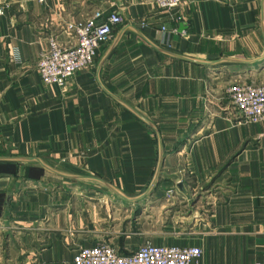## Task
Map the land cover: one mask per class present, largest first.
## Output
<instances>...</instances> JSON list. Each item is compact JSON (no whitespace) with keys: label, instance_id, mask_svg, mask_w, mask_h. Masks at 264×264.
I'll return each mask as SVG.
<instances>
[{"label":"crops","instance_id":"0c3cea01","mask_svg":"<svg viewBox=\"0 0 264 264\" xmlns=\"http://www.w3.org/2000/svg\"><path fill=\"white\" fill-rule=\"evenodd\" d=\"M5 5L0 264H74L80 247L108 242L129 254L147 241L201 247L200 264H264V123L234 116L228 93L264 84V0H187L176 18L154 0ZM97 9L123 22L94 65L66 89L45 85L48 37L71 45L64 22ZM154 206L180 215L157 235L141 228Z\"/></svg>","mask_w":264,"mask_h":264},{"label":"built area","instance_id":"2783aa9c","mask_svg":"<svg viewBox=\"0 0 264 264\" xmlns=\"http://www.w3.org/2000/svg\"><path fill=\"white\" fill-rule=\"evenodd\" d=\"M44 3L45 0H37ZM187 0H154L171 17ZM8 5L0 7L4 14ZM123 22L121 15L95 10L89 17L78 21H65L64 27L73 36L71 45L60 43L54 35L48 37V47L41 53L38 71L45 85L66 89L76 72L92 67L100 46L112 37L113 29ZM163 30L166 27L162 28ZM16 61L19 58L16 57ZM234 116L246 123H264V84L236 82L228 89ZM202 249L198 246L155 245L146 242L129 254L119 253L108 242L92 247H80L74 264H200ZM1 256V240H0Z\"/></svg>","mask_w":264,"mask_h":264},{"label":"rangeland","instance_id":"374dc122","mask_svg":"<svg viewBox=\"0 0 264 264\" xmlns=\"http://www.w3.org/2000/svg\"><path fill=\"white\" fill-rule=\"evenodd\" d=\"M179 216L180 215L174 211H168L166 208L164 210L161 206H154L153 208H148V210L143 213L141 217V228L143 231L157 235V233L159 234L164 229L169 220Z\"/></svg>","mask_w":264,"mask_h":264},{"label":"water","instance_id":"95a60500","mask_svg":"<svg viewBox=\"0 0 264 264\" xmlns=\"http://www.w3.org/2000/svg\"><path fill=\"white\" fill-rule=\"evenodd\" d=\"M181 58H185L187 60H190V61H194V62H198L197 60H194V59H191V58H186V57H182L180 56ZM105 60V57L102 59V61L100 62V67L102 65V63L104 62ZM224 60H231V61H236V60H232V59H224ZM202 63H205V62H202ZM129 108V107H128ZM137 115H139L142 119H144L145 121H147L149 123V121L144 118L143 116H141L140 114L136 113ZM155 129H157L152 123H150ZM21 160H33V161H37L42 168L50 171V172H53V173H56L60 176H63V177H66V178H69V179H79V178H93V177H89V176H81V175H72V174H67V173H63V172H60L58 170H55L51 167H49L47 164H45L44 162H42L41 160L39 159H36V158H31V157H23V159ZM158 168H157V171L155 173V176L153 178V181H152V185H151V188L158 182L159 180V172H160V168H161V165H162V162H163V147H162V142L160 141V151H159V161H158ZM94 179V178H93ZM97 180H100L102 181L104 184H106L112 191H114L115 193H117L118 195H120L121 197L123 198H126L128 199V197H126L123 193H121L119 190H117L115 187H113L111 184L107 183L106 181H103L101 179H97ZM137 200V199H136Z\"/></svg>","mask_w":264,"mask_h":264},{"label":"trees","instance_id":"16d2710c","mask_svg":"<svg viewBox=\"0 0 264 264\" xmlns=\"http://www.w3.org/2000/svg\"><path fill=\"white\" fill-rule=\"evenodd\" d=\"M40 173V172H39Z\"/></svg>","mask_w":264,"mask_h":264}]
</instances>
